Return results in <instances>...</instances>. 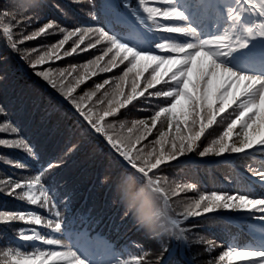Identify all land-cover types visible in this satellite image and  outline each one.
<instances>
[{
  "label": "snow or ice",
  "instance_id": "snow-or-ice-1",
  "mask_svg": "<svg viewBox=\"0 0 264 264\" xmlns=\"http://www.w3.org/2000/svg\"><path fill=\"white\" fill-rule=\"evenodd\" d=\"M240 2L251 13L244 33L252 47L229 33L205 31L195 21L214 0H84L80 11L86 23L49 18L44 0H29L21 18L10 12L8 0H0V45L54 90L43 105L44 117L55 119L58 130L70 119V127L63 128L62 159L83 144L103 145L117 171H106L102 182L124 209L121 223L130 216L136 230L154 242L122 243L119 225L105 223L92 209L74 208L68 182L56 168L40 175L39 169L8 159L19 171L0 178V194L31 207L0 208V264H264V237L249 246L226 232L205 234V226L225 222L221 209L250 212L264 228V195L248 188L252 181L264 184V165L247 163V183L214 190L165 175L195 163L194 157H223L215 163L230 164L264 155V68L248 73L257 63L264 66V0ZM55 7L67 19L69 12ZM101 18L103 27L97 26ZM230 22L243 19L233 10ZM130 24L137 41L132 47L115 38L129 34ZM66 57L74 58L66 67L55 63ZM122 109L124 116L133 110L146 115L130 122L107 119ZM0 133L10 136L0 138V146L23 150L31 160L40 157L39 147L2 105ZM129 205L149 208L156 231L140 227ZM238 226L247 228L243 222Z\"/></svg>",
  "mask_w": 264,
  "mask_h": 264
},
{
  "label": "trees",
  "instance_id": "trees-1",
  "mask_svg": "<svg viewBox=\"0 0 264 264\" xmlns=\"http://www.w3.org/2000/svg\"><path fill=\"white\" fill-rule=\"evenodd\" d=\"M44 2L48 5L46 14L51 19L66 23L74 21H79L81 23L87 22L86 16L80 11V7L84 3V0H81L80 4H69L68 0H44ZM28 3L29 0H8L10 12H16L21 18L27 15ZM55 5H60L61 8L69 12L67 19L62 16ZM126 14L127 13H125V16ZM97 26H104L103 18H101V23L97 24ZM131 31L133 33L135 32L129 25V32ZM115 38L120 43H125L129 47L134 45V43L129 42L130 40L136 41L134 34L125 35L121 33L116 35ZM29 43L35 44L36 41ZM83 55H87V53ZM5 56L8 57L7 60L4 59ZM73 59V57H66L55 63L61 67H66L65 61H72ZM44 67H46V65ZM114 71L118 72L119 69H115ZM112 75L113 73L100 74V76L104 77H111ZM100 76L94 77L93 79L99 81ZM90 83L91 80H88L80 87L86 88L87 84ZM53 91L54 90H52L45 81L35 76L32 69L24 61L18 60L13 54L8 53L3 46L0 45V105L4 106L9 111L12 122L23 130L25 136L36 144L41 152L37 160H31L23 150L7 149L0 146V178L12 175L13 172L18 173L19 171L12 168L6 162L8 159L27 164L34 170L39 169L40 175L47 172L49 167L56 168V175L66 179L68 182L69 189L73 194L75 209H92L94 214L104 219L105 223L112 221L119 225L121 229L120 235L123 237L122 243L131 240L139 241L146 246H152L154 242L151 239H146L143 232H138L136 230L130 216L121 223V216L124 209L118 202L115 191L110 189L107 182H102L106 175V171L112 173L117 171V169L111 165V161L107 155V149L104 148L103 145L83 144L79 150L62 159L61 155L64 154L66 144L63 128L65 126L70 127V119L64 121L59 126L58 130L55 119L44 117L43 105L47 103L48 93ZM77 91L79 92L80 89L78 88ZM126 111L127 109H122L117 117H109L107 119L113 121L124 119L130 122L133 119L143 118L146 115L137 110H133L127 116L122 115ZM0 138H10V136L8 133H0ZM151 140L152 136H149L143 143H148ZM213 158L215 157L209 156L200 159ZM247 163L257 164L255 160L247 158L236 160L230 165L221 163H215L213 165L198 163L193 166L183 165L179 168L171 169L165 175L189 182L194 181L201 189L214 190L225 185L239 186L240 184L247 183L248 178L245 171V165ZM58 164L63 166L57 167ZM25 178L27 179L30 177ZM257 187L260 189L259 191H257ZM248 188L251 194H256V192L264 193V189L256 185L254 181L248 183ZM128 195L131 197L134 193L130 192ZM188 195L194 196L195 193H188ZM21 207L31 206L22 205L11 197L0 194V208L15 210ZM34 210L39 214L46 215L42 209L35 208ZM225 210L227 209L218 211ZM143 211L147 213L150 209L145 207ZM233 222L235 221L226 218L225 222L219 225L205 226V234L215 233L219 236L221 232H226L237 244H247L249 246L253 244L252 239L248 238L247 235L241 231H247L260 238L263 237L262 234L264 230L260 227H255L246 223L247 228L240 226V231V229L235 228V225L231 224ZM18 226L25 227L24 225ZM115 236L116 234L113 233L114 238ZM219 251V249L214 250L213 255H217ZM233 264H243V261L236 260L233 261Z\"/></svg>",
  "mask_w": 264,
  "mask_h": 264
},
{
  "label": "rangeland",
  "instance_id": "rangeland-1",
  "mask_svg": "<svg viewBox=\"0 0 264 264\" xmlns=\"http://www.w3.org/2000/svg\"><path fill=\"white\" fill-rule=\"evenodd\" d=\"M210 6H211L213 12L217 13V18L219 21H221L220 19H223V18H225L226 20L229 19L227 17L229 8H227L226 6L220 5L219 2H215V1ZM239 15L242 17L243 23L233 24L229 21L228 22L229 27L227 28V33H229L232 36L237 37L238 39H240L241 37L249 39V37H247L244 33V27L249 25L248 12L245 9L240 8L239 9ZM219 30H220V32H223L225 29L220 27ZM251 45H252L251 42H249L248 46L251 47ZM221 158H223V157H221ZM235 217H237L238 220H248V221L250 220L252 222L256 221L253 218V214L250 212H247V211H239L238 213L235 214ZM256 222L258 224H260L258 221H256Z\"/></svg>",
  "mask_w": 264,
  "mask_h": 264
},
{
  "label": "clouds",
  "instance_id": "clouds-1",
  "mask_svg": "<svg viewBox=\"0 0 264 264\" xmlns=\"http://www.w3.org/2000/svg\"><path fill=\"white\" fill-rule=\"evenodd\" d=\"M159 205V201L153 197L152 199V206L157 207ZM128 212H136V222L137 224L144 228L149 233H153L157 229V225L148 218L146 212L143 210H136L131 205L128 206Z\"/></svg>",
  "mask_w": 264,
  "mask_h": 264
}]
</instances>
